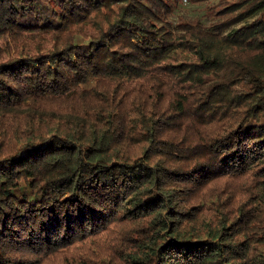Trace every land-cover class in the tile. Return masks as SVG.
<instances>
[{"label": "trees", "instance_id": "obj_1", "mask_svg": "<svg viewBox=\"0 0 264 264\" xmlns=\"http://www.w3.org/2000/svg\"><path fill=\"white\" fill-rule=\"evenodd\" d=\"M0 264H264V0H0Z\"/></svg>", "mask_w": 264, "mask_h": 264}]
</instances>
